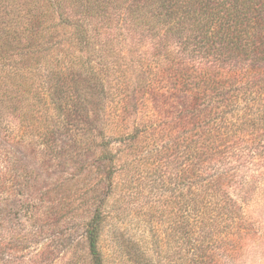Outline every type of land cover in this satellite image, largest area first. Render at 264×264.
<instances>
[{
  "label": "trees",
  "instance_id": "trees-1",
  "mask_svg": "<svg viewBox=\"0 0 264 264\" xmlns=\"http://www.w3.org/2000/svg\"><path fill=\"white\" fill-rule=\"evenodd\" d=\"M36 138L85 169L96 155L76 241L61 226L71 206L5 213L18 206L3 201L15 195L11 150ZM123 170L132 190L139 170L176 186L165 264H264L241 202L264 181V0H0V264H155L147 248L131 255L127 205L103 195Z\"/></svg>",
  "mask_w": 264,
  "mask_h": 264
},
{
  "label": "rangeland",
  "instance_id": "rangeland-1",
  "mask_svg": "<svg viewBox=\"0 0 264 264\" xmlns=\"http://www.w3.org/2000/svg\"><path fill=\"white\" fill-rule=\"evenodd\" d=\"M130 130L131 124L128 123L126 131L129 132ZM32 144L35 148L33 151L30 147L24 148L23 145H16L11 150V159L16 165L14 170L16 181L15 184L9 185L14 188L15 195L11 197L6 192L3 194V201H16L18 206L13 208L14 210L10 208L11 206L5 207V213H8L14 221L22 222L21 217H24L27 203L44 201L49 205L71 206L69 211L62 214L64 224L61 226L68 227L66 229L68 231L72 230L75 234L73 241H76L80 239V230L77 227L88 216L83 207L94 202L93 196L89 197L88 195L95 190V183L100 179V171L95 164V162L98 163L96 155L88 161L91 169L89 166L85 169L82 164L78 163L81 158L76 153H73L72 157H75L73 160L69 158L67 151L64 157L53 158L50 152L44 150L46 144L42 139L36 138ZM58 144L59 148L67 150L71 141L62 138ZM123 145L114 142L112 147L119 149L123 148ZM144 174L142 170H139L140 186L138 189L132 190L127 181V175H125L124 170L121 171L114 179L117 187L113 189L106 187L103 195L108 197V204L117 201L118 204L127 205L121 231L124 233L127 249L131 255L134 257V252L147 248L151 253H154L153 261L155 264H165L166 241L171 232L173 221L176 219L177 209H174L173 206L178 202H170L166 199L167 194L172 195L171 193L175 191L176 186L172 183L168 188L167 186L160 187V189L154 188L149 180L144 178ZM241 202H243L249 217L257 222L260 231L264 233V181H260L254 188L251 187L248 197ZM154 232L155 237L152 236ZM156 239L157 246L153 244ZM42 245L43 242L41 241L39 244L26 246L27 248L21 257L29 258ZM68 247L69 244H62L59 249L65 250ZM155 251H159L161 254ZM261 259L263 260V256L258 257V264L263 263Z\"/></svg>",
  "mask_w": 264,
  "mask_h": 264
}]
</instances>
